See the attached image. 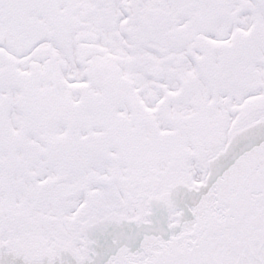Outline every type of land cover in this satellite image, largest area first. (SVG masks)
<instances>
[{
	"label": "snow or ice",
	"instance_id": "obj_1",
	"mask_svg": "<svg viewBox=\"0 0 264 264\" xmlns=\"http://www.w3.org/2000/svg\"><path fill=\"white\" fill-rule=\"evenodd\" d=\"M0 264H264V0H0Z\"/></svg>",
	"mask_w": 264,
	"mask_h": 264
}]
</instances>
